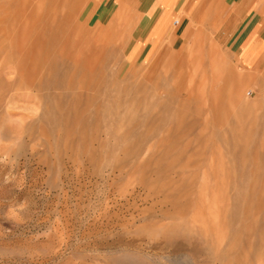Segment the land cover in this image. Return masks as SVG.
Segmentation results:
<instances>
[{"label":"rangeland","instance_id":"1","mask_svg":"<svg viewBox=\"0 0 264 264\" xmlns=\"http://www.w3.org/2000/svg\"><path fill=\"white\" fill-rule=\"evenodd\" d=\"M129 8L0 0V264H264V62Z\"/></svg>","mask_w":264,"mask_h":264},{"label":"crops","instance_id":"2","mask_svg":"<svg viewBox=\"0 0 264 264\" xmlns=\"http://www.w3.org/2000/svg\"><path fill=\"white\" fill-rule=\"evenodd\" d=\"M124 8L137 12L139 25L143 27L145 44L156 43L170 35L173 26L180 25L184 31L191 23L203 27L215 25L226 28L228 22L238 28L235 42L242 51L250 47V58L260 67L264 62V0H121ZM175 15H179L174 24ZM214 23V24H213ZM240 25H239V24ZM194 24V25H195ZM158 29L157 34H153ZM246 45V47H244ZM248 58L249 55L247 54Z\"/></svg>","mask_w":264,"mask_h":264},{"label":"built area","instance_id":"3","mask_svg":"<svg viewBox=\"0 0 264 264\" xmlns=\"http://www.w3.org/2000/svg\"><path fill=\"white\" fill-rule=\"evenodd\" d=\"M177 23H178V20L175 21V24H177Z\"/></svg>","mask_w":264,"mask_h":264}]
</instances>
